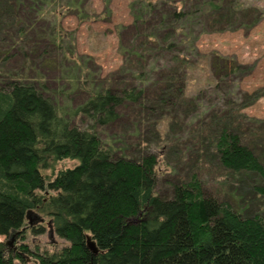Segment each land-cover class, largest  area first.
I'll list each match as a JSON object with an SVG mask.
<instances>
[{
  "label": "trees",
  "instance_id": "obj_1",
  "mask_svg": "<svg viewBox=\"0 0 264 264\" xmlns=\"http://www.w3.org/2000/svg\"><path fill=\"white\" fill-rule=\"evenodd\" d=\"M225 3L133 1L135 34L117 78L87 89L88 97L65 112L63 93L36 80L31 55L21 46L43 24L52 45L67 52L66 43L74 44L66 42L62 18L70 10L82 20L91 17L80 0H0V36L22 44L23 58L10 69L0 54L1 237L21 233L35 211L67 245L33 253L34 264H264V121L224 102L208 110L201 104L240 66L224 62L213 85L196 96L187 93L202 57L196 41L208 21L221 16L244 25L247 10ZM260 16L255 12L252 24ZM129 110L140 118L132 123L133 143L104 133ZM154 146H164L163 158ZM64 160L77 165L46 174ZM208 180L218 184V193L206 187ZM243 187L253 200H237ZM17 249L23 260L28 248ZM0 264H16L4 241Z\"/></svg>",
  "mask_w": 264,
  "mask_h": 264
},
{
  "label": "rangeland",
  "instance_id": "obj_2",
  "mask_svg": "<svg viewBox=\"0 0 264 264\" xmlns=\"http://www.w3.org/2000/svg\"><path fill=\"white\" fill-rule=\"evenodd\" d=\"M133 1L136 0H109V2L80 0L82 10H86L87 16L91 18L82 20V14H78L77 10H70L62 18L61 24L65 31L66 42L71 39L74 44L70 46L66 43L67 52H63L64 54L52 45L46 36L43 24L36 26L39 34L36 36L35 32H32L24 46L13 45L9 37L0 36V54L6 59L7 68L13 69L23 63V58L20 56L21 47L28 51L31 55V65L37 71V73L31 71L32 74L37 81L44 80L51 88L57 87L63 93V100L60 103L63 104V110L68 112L88 97L87 89L103 85L104 80L111 75L117 78L125 61V48L129 47L131 38L135 34L131 28ZM225 4L238 5L247 10L243 15L244 25H240L238 21L233 24L232 20L229 22L226 17L221 16L208 21L205 26L207 32L196 41V47L202 57L192 69L187 93L196 96L199 89H208V86L215 83V75L224 67V62L230 64V67L236 63L240 69L221 84L219 92L206 93L201 104L208 110V108L213 109L212 106L218 101L224 102L223 105L229 108L234 106L235 110L250 118L264 121V0H226ZM257 11L261 16L255 24H252L253 15ZM95 16L98 17L94 18ZM29 18L33 20L34 14H30ZM231 28L234 29L231 30ZM225 58L230 59L231 62L225 61ZM26 65L28 66V63ZM61 71L65 75H62ZM82 75L86 78L85 83ZM121 81L123 80L115 79L113 83L118 84ZM123 116L122 121L109 127L104 133L108 135L119 133L123 136V141L126 136L127 142L133 143L134 139L130 137L131 131L134 130L132 123H138L140 118L130 110ZM153 138V136L150 137V139ZM134 151L130 150L128 154ZM152 152L161 156L165 152L164 146H154ZM189 159L190 165H197L192 163L196 159L193 152H190ZM76 165V161L64 160L57 163L54 169L46 171V174L51 175L53 171L72 168ZM159 168H165L162 161ZM184 168L189 169L186 166ZM168 172L171 171L168 170ZM165 181V178H161L160 186L163 190L168 188ZM206 187L215 193L219 191L218 184L210 180L207 181ZM238 191L237 200L249 198L251 201L255 198L249 187H243ZM261 203V201H254L253 205L257 208L261 206ZM50 224L47 217L30 211L27 216V225L21 233L19 232L20 234H17L15 240L12 242L11 237L0 236V241L10 243L16 264H34L33 253L52 252L54 249L67 245V242L54 232ZM40 225L45 227V232L34 234L32 228ZM21 244L29 250L24 252L23 260L17 258L16 252Z\"/></svg>",
  "mask_w": 264,
  "mask_h": 264
},
{
  "label": "water",
  "instance_id": "obj_3",
  "mask_svg": "<svg viewBox=\"0 0 264 264\" xmlns=\"http://www.w3.org/2000/svg\"><path fill=\"white\" fill-rule=\"evenodd\" d=\"M29 212H30V211H29ZM29 212H28V213H29ZM27 216H28V214H27ZM17 234H18V233H16V234H12V236H11V240H12V242L15 240ZM9 244H10V243H9ZM88 248H89L91 251H93L95 254L97 253L96 245H95V243L92 242L91 240H88Z\"/></svg>",
  "mask_w": 264,
  "mask_h": 264
},
{
  "label": "bare ground",
  "instance_id": "obj_4",
  "mask_svg": "<svg viewBox=\"0 0 264 264\" xmlns=\"http://www.w3.org/2000/svg\"><path fill=\"white\" fill-rule=\"evenodd\" d=\"M17 236V235H16ZM11 239V238H10Z\"/></svg>",
  "mask_w": 264,
  "mask_h": 264
}]
</instances>
